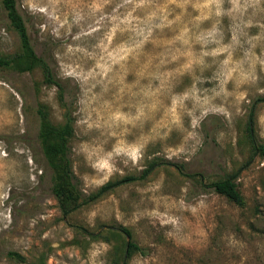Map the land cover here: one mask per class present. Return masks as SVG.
I'll list each match as a JSON object with an SVG mask.
<instances>
[{
	"label": "rangeland",
	"instance_id": "rangeland-1",
	"mask_svg": "<svg viewBox=\"0 0 264 264\" xmlns=\"http://www.w3.org/2000/svg\"><path fill=\"white\" fill-rule=\"evenodd\" d=\"M17 5L67 87L82 197L65 213L40 138L41 107L65 122L58 87L0 65V264H109L122 226L128 264H264V0ZM20 49L0 4V56ZM230 175L244 206L210 186Z\"/></svg>",
	"mask_w": 264,
	"mask_h": 264
},
{
	"label": "trees",
	"instance_id": "trees-1",
	"mask_svg": "<svg viewBox=\"0 0 264 264\" xmlns=\"http://www.w3.org/2000/svg\"><path fill=\"white\" fill-rule=\"evenodd\" d=\"M1 7L6 14L9 24L19 36L21 42L20 51L13 54H5L0 56V65L11 68L20 72H31L36 68H40L43 72L44 81L49 85H56L58 87L59 99L61 105L65 109L64 118L65 122L62 125H54L48 116L45 107L39 109L41 116V133L40 138L43 144L44 153L46 158L55 172L54 177V193L61 201L65 213L70 210L71 204H76L82 197L78 185L74 181V172L72 167V159L69 153V142L74 136V123L75 118L71 106L67 102L66 94L67 87L63 81L56 74L52 64L43 56L36 52L32 37L29 33L28 24L22 13L20 12L17 0H0ZM260 101H264L261 98ZM250 130V139L254 153H259L264 157V143H258L253 137ZM157 162H153L150 168L144 170L141 178H144L150 171L151 167L155 166ZM135 176H128L118 181H108L96 192L89 196V199H98L102 197L107 191L112 190L116 185L128 181H133ZM214 190L225 196L228 200L234 202L239 206H244L246 203L245 196L240 191L238 184L235 180V175L226 176L223 179L214 181L210 184ZM111 237H104L103 234H92V238H103L106 242L115 239V244L111 250V257L109 264H128V259L136 252L140 251L141 247L136 242H129L127 245L122 241L123 234L131 235V232L126 227L120 229H109ZM127 246V250L125 249ZM9 256L21 258L15 252H9Z\"/></svg>",
	"mask_w": 264,
	"mask_h": 264
},
{
	"label": "water",
	"instance_id": "water-1",
	"mask_svg": "<svg viewBox=\"0 0 264 264\" xmlns=\"http://www.w3.org/2000/svg\"><path fill=\"white\" fill-rule=\"evenodd\" d=\"M127 238H128V243H129V241H130V236H129V235H127Z\"/></svg>",
	"mask_w": 264,
	"mask_h": 264
}]
</instances>
